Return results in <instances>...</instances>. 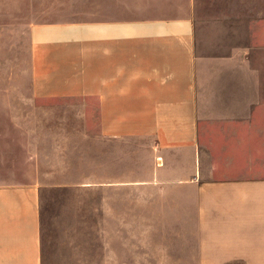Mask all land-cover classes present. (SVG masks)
Masks as SVG:
<instances>
[{"label": "rangeland", "instance_id": "1", "mask_svg": "<svg viewBox=\"0 0 264 264\" xmlns=\"http://www.w3.org/2000/svg\"><path fill=\"white\" fill-rule=\"evenodd\" d=\"M175 16L194 21L206 114L264 96V0H0V184L39 186L42 264H199L194 207L153 178L154 140L106 138L96 102L32 89L34 27Z\"/></svg>", "mask_w": 264, "mask_h": 264}, {"label": "crops", "instance_id": "2", "mask_svg": "<svg viewBox=\"0 0 264 264\" xmlns=\"http://www.w3.org/2000/svg\"><path fill=\"white\" fill-rule=\"evenodd\" d=\"M32 35L35 97L88 98L106 138L154 140L153 178L194 207L199 264H264V96L205 113L192 17L38 25ZM0 264H42L36 184H0Z\"/></svg>", "mask_w": 264, "mask_h": 264}]
</instances>
